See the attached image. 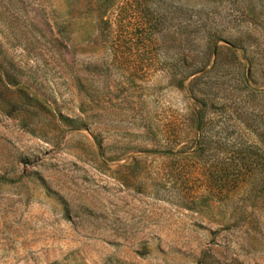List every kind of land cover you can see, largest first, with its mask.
I'll return each instance as SVG.
<instances>
[{"label":"rangeland","instance_id":"obj_1","mask_svg":"<svg viewBox=\"0 0 264 264\" xmlns=\"http://www.w3.org/2000/svg\"><path fill=\"white\" fill-rule=\"evenodd\" d=\"M0 264H264V0H0Z\"/></svg>","mask_w":264,"mask_h":264},{"label":"trees","instance_id":"obj_2","mask_svg":"<svg viewBox=\"0 0 264 264\" xmlns=\"http://www.w3.org/2000/svg\"><path fill=\"white\" fill-rule=\"evenodd\" d=\"M229 44V48L232 49V46H234L235 44L233 42L228 41ZM205 51L204 50V55L202 56H186V57H182L180 59H176L173 60V66L176 67L177 70H175L176 75H178L180 77V82L183 83L184 80H186L187 78L191 77V76H196L197 74H204L206 71L205 69L207 68L208 65H211V69L215 66L216 61H217V57H216V51L213 50L210 54V58H205ZM212 57H214L213 63L210 64V61L212 59ZM189 89V88H188ZM189 92L191 93V97L194 98L196 101H199V103H201L202 107H205L208 105V102H205L203 99H196V94L193 92V89H189ZM194 93V94H193ZM195 96V97H194ZM212 105L213 103L210 102ZM198 124H197V129L200 131H202L204 129V127L202 126V112L198 111ZM201 125V126H200ZM170 132L175 130V128H170Z\"/></svg>","mask_w":264,"mask_h":264}]
</instances>
